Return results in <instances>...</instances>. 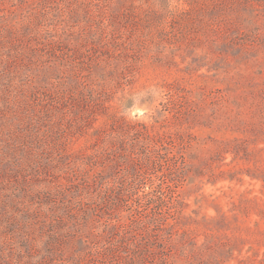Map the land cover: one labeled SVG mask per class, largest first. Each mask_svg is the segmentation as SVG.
<instances>
[{
    "label": "rangeland",
    "instance_id": "374dc122",
    "mask_svg": "<svg viewBox=\"0 0 264 264\" xmlns=\"http://www.w3.org/2000/svg\"><path fill=\"white\" fill-rule=\"evenodd\" d=\"M0 264H264V0H0Z\"/></svg>",
    "mask_w": 264,
    "mask_h": 264
},
{
    "label": "clouds",
    "instance_id": "9594fccd",
    "mask_svg": "<svg viewBox=\"0 0 264 264\" xmlns=\"http://www.w3.org/2000/svg\"><path fill=\"white\" fill-rule=\"evenodd\" d=\"M148 97H151L149 101ZM132 103L128 104L127 101ZM166 100L165 92L162 88L152 85L147 89L126 95L121 101L120 115L128 120H141L151 122L152 116L159 110L160 105Z\"/></svg>",
    "mask_w": 264,
    "mask_h": 264
},
{
    "label": "trees",
    "instance_id": "16d2710c",
    "mask_svg": "<svg viewBox=\"0 0 264 264\" xmlns=\"http://www.w3.org/2000/svg\"><path fill=\"white\" fill-rule=\"evenodd\" d=\"M112 135H114V136L111 139H109V142L114 143L116 141H119V135L120 134H119L117 129L113 130V134ZM81 193H82V190L80 192H78L77 196L81 195Z\"/></svg>",
    "mask_w": 264,
    "mask_h": 264
}]
</instances>
